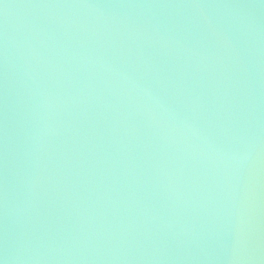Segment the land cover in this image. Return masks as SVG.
<instances>
[{"label":"water","instance_id":"95a60500","mask_svg":"<svg viewBox=\"0 0 264 264\" xmlns=\"http://www.w3.org/2000/svg\"><path fill=\"white\" fill-rule=\"evenodd\" d=\"M0 264H264V0H0Z\"/></svg>","mask_w":264,"mask_h":264}]
</instances>
